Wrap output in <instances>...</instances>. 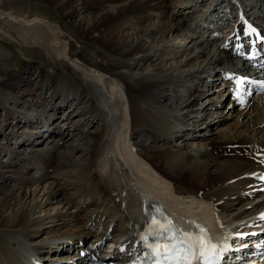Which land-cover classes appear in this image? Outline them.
Returning a JSON list of instances; mask_svg holds the SVG:
<instances>
[{
  "label": "bare ground",
  "instance_id": "bare-ground-1",
  "mask_svg": "<svg viewBox=\"0 0 264 264\" xmlns=\"http://www.w3.org/2000/svg\"><path fill=\"white\" fill-rule=\"evenodd\" d=\"M49 1L63 10L68 7L64 14L69 20L80 15L67 31L69 39H64L69 59L76 58L84 71L59 62L68 72L62 77L27 64L13 68L7 81L0 80V128L9 115L23 126L14 123V135L0 132V264H40L43 260L87 264L110 258L129 264L139 258L142 234L155 232L147 215L150 199L164 204L177 221L172 212L175 202L164 194L156 195L158 200L151 195L141 199V192L124 190L114 173L106 174L104 167V172L96 170L98 157L108 149L111 112L95 82L84 77L89 68L120 83L127 100L130 142L175 194H191L214 204L217 224L213 226L222 231L241 227L240 231H248L247 226L253 224L259 227V220H264V0H210L213 3L203 18L193 22L177 14L180 9L176 14L171 9L181 1L81 0L77 6L72 5L77 0ZM222 16L231 20L230 28L217 40L213 36ZM4 21L7 36L15 42L23 37L33 49L45 48L44 41L51 36L35 21ZM78 33L98 47L93 54L83 46L76 48L73 38L84 43ZM167 36L180 37L183 43L173 40L170 44ZM45 49L57 63L49 48ZM23 72H34L36 80L30 83ZM219 76H224V90L234 101L221 105L212 101L202 107L199 100L204 95L211 98L209 85ZM222 86L212 90L215 93ZM252 91L259 95L247 100ZM46 92L51 97H45ZM62 102L72 109L53 123L50 117L60 111ZM208 105L229 111L239 105L242 110L236 114L241 119L232 128L219 127L209 134L210 123L205 132L190 135L187 118L196 128L201 109ZM27 110H36V117H30ZM251 113L255 115L250 117ZM55 131L58 134L48 137L50 142L43 144L38 139L42 144L33 143L34 136ZM124 154V160L137 169L131 155ZM142 173L147 184L154 181ZM150 190L154 194L156 189ZM254 214V220H245ZM46 222L53 227L47 229ZM261 231L258 236L264 238ZM89 235L95 240L86 243ZM211 236L214 243L219 241L216 233ZM107 239L113 240L112 246L119 242L109 254L102 247ZM77 242L86 243L89 250H82ZM105 254L109 256L103 259Z\"/></svg>",
  "mask_w": 264,
  "mask_h": 264
},
{
  "label": "rangeland",
  "instance_id": "rangeland-1",
  "mask_svg": "<svg viewBox=\"0 0 264 264\" xmlns=\"http://www.w3.org/2000/svg\"><path fill=\"white\" fill-rule=\"evenodd\" d=\"M174 1L175 2L181 1L183 4L175 3L174 6L173 5L171 6V9L174 10L175 14H176V11L180 9L181 11L178 12L177 14L184 15L185 16L184 18L187 22H191V21L193 22L194 18L202 19L203 13H205V11H208L207 6H210L211 3H213V1H210V0H189L188 2H186L185 0H174ZM0 2H4L3 4L0 3V19L2 21L0 22V80L7 81L9 79L10 74L13 72V68L15 67L20 68V67L26 66L27 64H31L32 66H38V68L39 66H41L46 73L53 74V75L57 74L62 77H66V75H68V72L63 63H65L67 66H70V67H73L79 70L82 69L84 71L83 69L84 67H81L79 61L76 58L69 59V56H68L69 48L67 44V39L66 38L64 39V36H67V37L69 36L67 31L73 28L72 26H73L74 20L76 18H79L80 15L76 14L72 20H69L65 17V14H64L65 11L68 10V7H66L63 10L62 8L57 7L58 5L56 3L50 2L49 0H0ZM80 2L81 0H77L72 5L73 6L80 5ZM186 7L187 9H185ZM171 9L169 8V10ZM168 16H170V12ZM173 16L177 18V15L173 14ZM4 20L13 21V22H16V24H29L32 21H35L38 24H40L44 28V30L49 35H51L46 40L47 42L44 41L45 48L46 47L49 48V50L53 54V57L56 59L57 63H54V61H52V58L49 57L44 46L43 48L40 46L34 49L27 47L28 41L25 40V38L23 39V37L21 38V42H20V38H18L17 42L19 41V44L17 45V42H15L16 39L14 37L7 36V33L5 32L6 26L2 24L3 22L5 23ZM207 20L209 21V18ZM219 27L217 29H219ZM196 34L194 36L195 38H198V35H200V32ZM168 37L169 36H167L166 39L170 40L169 42L170 44L173 43L174 41L176 42V44L183 43V40L180 37H176V38L174 36H173L174 38L171 36L169 38ZM77 38L84 41V43L80 44L78 43L76 38H73L74 42L76 43L75 45L77 49L83 46L85 49L87 48L90 50L89 51L90 54H93V48H98V47H95V44L94 45L91 44L89 40L83 35V33H78ZM216 38L217 40H221L222 37H216ZM25 42L27 43V45ZM172 49L174 50L176 49V47H172ZM5 55L9 56L11 60H8V58ZM4 58L6 61H3ZM59 62H63V63H59ZM85 71H86V74H84V77L87 80L90 79L93 82H95L97 86V90L103 94L102 102L104 99V101L106 102L107 108L111 110L110 111L111 112V118H110L111 129H110L109 135L106 137L108 149L106 150L107 152H105L104 154L98 157L96 170L99 172H104L105 170H107L106 174H108L109 172H110L109 174L114 173L112 175H114V177H117L116 181H118L120 185L124 187L123 188L124 190L126 189L131 190L132 193L141 192L140 194L141 199H146L145 197H147V195L148 196L151 195L155 199H157L159 195H162V196L165 195V197L167 196L168 198H170L171 200L175 202L172 205L174 206L172 208L174 209L172 210V212L176 214L177 221L176 220L175 221L181 224L184 230L188 229V224H189L188 221L194 220V221L200 222L203 225V227L206 230H208L211 234L212 227H209V226H213L217 224L215 223L217 221L212 211V209L215 208L214 204L210 205L208 202L200 198L194 197L193 195L191 196V194L185 195V196L175 194L172 191V188L169 182L167 180L165 181L164 179H160L158 174L156 172L154 173V170L150 168V166L143 159H141L139 155H137L136 151L133 150L132 145L130 143V140H129L130 125H129V117H128L127 100H126V96L124 95V91L120 83L116 82L115 80L114 81L111 80L109 76L104 72L94 71L93 69L90 70V68L89 70H85ZM21 75L24 76V79H28L30 83L33 81L34 78L36 80V74L34 72L32 74L23 72L21 73ZM223 79H224V76H219V79H214L216 81L214 85H209V95L211 98L208 99L206 95L202 96V98L199 100V102H201L202 104V107L207 106V104H211L212 101L218 103V105H221L223 103L226 104L229 101L230 102L234 101L233 97H231V94L229 95V92L227 91L225 92L224 88L226 87L225 86L226 84L224 83ZM204 80H206L207 82H210L212 81V78L204 77ZM221 85H223L222 88L218 89L214 93L212 89H215ZM26 89H30V88L27 87ZM241 89L242 91H244V88H241ZM210 90H212V92ZM248 94L254 95V96L252 95V97L247 98V100H250V99H253L254 97H257V95H259V92L252 91ZM44 96L51 97V92L49 93L46 92ZM63 96L59 94L60 99H63ZM240 107L239 105H235L233 106L234 111H229L228 109L221 110L220 106L214 105L211 108L208 105V109H203V110L201 109V112H200L201 114L199 113L198 115L199 124L196 128L192 127L191 120L187 118L188 125H189L188 128L190 129V135L192 133H198V135H200L201 133L206 131V129H204L206 127V124H210V123L213 125L210 126L211 131L207 132L209 134L211 132H215L217 129H219V127L222 128V127L229 126L232 128V126L230 125L234 124L237 120L241 119V117L237 116L236 114L237 113L236 111L242 110V108ZM67 109L71 110L72 107L68 108L67 104L66 103L64 104V102H62L60 105V111L56 112L55 116L50 117V120L53 123H56L58 119L60 118V115H62L63 112H67L65 111ZM28 113L29 114L31 113L30 117L32 118L36 117V110H32V111L27 110V114ZM253 115H255V113H251L250 117ZM25 116L28 117V115H25ZM187 121L185 120V122ZM17 122H18V125L23 127L21 125L22 122H19L17 119H15L13 115H9L6 118V121L1 123L2 127L0 128V132L2 134L14 135L16 132L15 131L16 124L14 125V123H17ZM56 125H54L55 129L58 128V124ZM68 127H69V124H68ZM239 127L240 125H237V130L241 129V127L240 128ZM91 129H94V127H91ZM54 134H58V131H55V133H49L46 135L43 134L41 138H39L40 136H34L33 143L37 145V144H42L41 142L43 141V144H46L50 142L47 140L48 137H54L53 136ZM214 134L216 136V133ZM116 135L117 136L119 135L120 137L119 140L117 139L114 140ZM179 138L180 137H178V139ZM38 139H41L42 141L41 140L38 141ZM122 140H123V143H122ZM180 140H178L176 144H180L179 143ZM114 141H118L116 143H118L119 145H117ZM115 144L117 145L116 147H115ZM18 147H21V146H18ZM180 148L182 150H185V147H183L182 144ZM124 153L131 155V158L134 159L132 160V162L134 161V163L138 165L137 169L134 166H132L133 164H128L124 160L125 159ZM103 167L105 169L104 171H103ZM141 171L148 174V176H150L152 179L155 178L154 181H151L152 184L148 183L150 184L148 185L146 183L147 181H145L143 179L144 176H142V174L143 175L145 174L142 173ZM139 181L141 182L140 184H139ZM257 183H256V186H257ZM153 188L157 190V191L155 190L154 192L155 195L150 194L151 192L150 189H153ZM140 198H139V201L141 200ZM183 212L188 216L186 217L187 219L180 216L184 214ZM256 214H254L253 216L247 217L245 220L247 221L254 220V216H256ZM179 219H180V222L178 221ZM259 222H260V225L262 226L261 228H263L264 220H261V221L259 220ZM47 225H48V222H46L43 226H47ZM52 227L53 225H49L47 226V229H50ZM213 229H214V226H213ZM93 239L94 238L89 235L86 240L87 241L86 243H90L91 241L95 240ZM112 241L113 240L111 239L104 241V244L102 245V247L105 249H112V244H111ZM86 243L79 245L77 242L75 245H77L78 247H81L82 250L88 251L89 249H87V247L85 246L87 245ZM105 249H103V253ZM105 253H108V252L105 251ZM259 256L260 257L257 260L255 259L253 262L255 264H264V247L261 249V254ZM110 259L113 260L112 258ZM110 259L107 261V263L104 262L103 264H115V262H111ZM42 264H48V263L45 262V260H43Z\"/></svg>",
  "mask_w": 264,
  "mask_h": 264
},
{
  "label": "snow or ice",
  "instance_id": "snow-or-ice-1",
  "mask_svg": "<svg viewBox=\"0 0 264 264\" xmlns=\"http://www.w3.org/2000/svg\"><path fill=\"white\" fill-rule=\"evenodd\" d=\"M239 83H243V81ZM152 224L157 234L160 235L163 240L167 241V243L149 245L152 249L151 255L157 257L163 256V259L168 261L173 259L172 254L179 252L184 253L181 259L185 264H193V261L197 259L203 260V264H216L213 257L217 255L216 250L218 246L211 242L205 229L201 228L200 234L184 233L182 238H177L170 222L168 226L165 227L159 225V222L153 219ZM164 233H169V235H164ZM155 264H162V262L157 260ZM177 264H179V261H177Z\"/></svg>",
  "mask_w": 264,
  "mask_h": 264
}]
</instances>
